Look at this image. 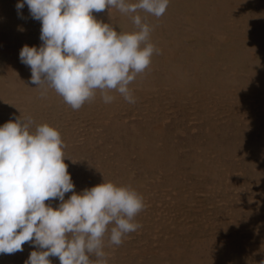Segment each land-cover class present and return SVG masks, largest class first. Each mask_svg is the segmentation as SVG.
Here are the masks:
<instances>
[{
  "label": "bare ground",
  "instance_id": "1",
  "mask_svg": "<svg viewBox=\"0 0 264 264\" xmlns=\"http://www.w3.org/2000/svg\"><path fill=\"white\" fill-rule=\"evenodd\" d=\"M4 1L0 0V3ZM11 2L7 1L8 4ZM183 4L185 5L182 6ZM169 5L170 8L166 9L162 17L157 18L152 15L153 30L149 40L155 47L163 49L166 73H162L164 75L159 79L156 72L157 65L151 59V64L145 72L138 74L129 85L136 101L134 104L128 103L115 91L108 93L115 99L106 104L103 102L100 91L97 90L95 96L86 101L79 110H73L61 96L50 88L44 96H41L44 89L29 83L31 70L19 59L20 50L24 46L23 42L16 44L11 39L2 38L5 19L0 15V123L14 121L18 118L22 120L32 118L36 124L47 123L60 133L62 131L59 127H64L68 119H62L59 113L66 114V117L70 119L73 115L88 116L96 115L97 112L114 114L117 118L125 119L134 115H142L150 125L144 131L140 126L132 127L133 130L135 128L142 130L141 136L133 135V141L136 140L134 144L138 146V148L132 147L135 149L138 160L134 166L159 167L166 171L178 164L176 161L165 158L160 151V144L166 143L167 138L158 124L163 122L169 107L175 105L176 109L185 111L187 106H190L195 111L194 115L206 119L210 125L215 123L214 117L221 114H225L224 118L227 119L245 117L243 122L247 126L250 122V131L253 134V138L247 137L249 143H238L237 140L234 144L232 141V145L221 143L219 146L212 147L209 151V158L201 159L195 167V172L202 177V180H205L207 183L204 184L205 187L224 196L225 207L222 208L227 209L239 222L238 227L241 230H246L249 225L259 227L261 224L258 223V218L256 217L257 220L253 218L250 210L252 209L250 205L252 198L247 194L237 193L236 190L240 185L244 186L250 181L240 178L241 184L234 182V172L237 167L229 157L231 155L233 157L238 151L241 152L242 165L246 167L245 175L256 185L259 191L256 198L257 203L264 209V168L259 166L264 163V0H169ZM21 12L27 15L23 21L26 25L30 22L28 25L34 30L33 33L39 47L42 43L40 40L41 23L31 18L27 5ZM93 16L107 24H110L109 17H115L119 22L111 20L110 25L118 32L135 30L132 19L120 13L118 9L106 8L100 13L93 12ZM18 23L21 24L22 19ZM17 28L14 25L13 31L16 33ZM21 28H25L23 23ZM29 37L30 34L27 38ZM188 37L200 42L201 51L212 52L213 49L222 45L234 44L239 47V57L229 60L216 52L202 62L199 60L200 57L193 56L189 51H186V55H182L180 47L189 48L185 44ZM189 115L192 114L189 112ZM60 134L68 143L77 140L71 132ZM139 149L145 151L142 152ZM200 158L201 156L198 157ZM89 169L87 173L77 175L76 182L82 187L81 191L92 187L86 179H90L91 175L94 176L96 171ZM120 183L123 184L121 186L134 189L138 194L143 192L137 190L134 186L136 183L132 181L124 179ZM71 195L72 193H69L68 197ZM58 204L59 201L56 200L52 206L55 208ZM223 231L219 228L201 227L197 234L193 235L188 232L183 238H173L171 242H168V238L161 241L162 236L153 233L155 238L158 237L154 238L155 241L160 244L157 252L151 249L142 252L134 249L127 252L134 257L131 260L132 264H264V231L262 233L256 231L251 236L253 239L260 240L257 246L242 241L237 233L225 236L227 233ZM227 238L232 242L228 244L225 240ZM107 244L109 246V243L104 241L103 250L108 251ZM34 250L39 251L40 249L30 243H25L23 251L16 252V254H0V264H25ZM49 259L52 264H60L58 257H49ZM115 264H118L117 261ZM119 264L124 263L120 260Z\"/></svg>",
  "mask_w": 264,
  "mask_h": 264
},
{
  "label": "clouds",
  "instance_id": "2",
  "mask_svg": "<svg viewBox=\"0 0 264 264\" xmlns=\"http://www.w3.org/2000/svg\"><path fill=\"white\" fill-rule=\"evenodd\" d=\"M169 0H18L41 23V45H24L20 62L31 70L29 83L52 89L73 110H79L97 90L111 103L115 91L134 104L129 85L145 72L159 49L150 43L152 27L139 11L162 17ZM118 9L135 25L118 32L97 20L93 12ZM46 86V87H45ZM34 128V131H33ZM65 145L54 127L32 118L9 120L0 126V254L32 251L25 264H108L104 239L119 246L141 227L134 218L144 208L135 190L104 181L82 192L64 163ZM72 195L65 200V194ZM58 200L53 208L46 201ZM109 225H113L110 229ZM95 257V260L90 257Z\"/></svg>",
  "mask_w": 264,
  "mask_h": 264
},
{
  "label": "rangeland",
  "instance_id": "3",
  "mask_svg": "<svg viewBox=\"0 0 264 264\" xmlns=\"http://www.w3.org/2000/svg\"><path fill=\"white\" fill-rule=\"evenodd\" d=\"M7 1L11 2L12 0H5L3 3H0V15L4 16L5 19V21H3V30H5H2V38L7 40L11 39L16 44L22 41L23 45L38 47L33 33L34 30L28 25L30 22H28L27 26L24 23L25 21H23L27 15L22 14L23 18L18 16L15 7L18 0H13L11 4H8ZM184 5L185 4L182 6ZM167 8H170L169 4ZM138 14H141L144 22L152 26L151 14L143 11H139ZM21 19L23 26H25L24 29L21 28L22 23H18ZM111 20L113 22H119V20L113 16L109 17L110 24ZM14 25L18 27L16 29L17 33L13 31ZM29 34L30 37L27 38ZM199 43L200 42L195 38L188 37L185 40V44H187L189 48L180 47V53L186 55L189 51L193 56L200 57L199 60L202 62L216 52L223 58H229V60L239 57V47L234 44H225L213 49L212 52H208L207 50L201 51ZM156 48L160 50L159 54L154 53L151 59L155 65H157V77L160 79L161 76L166 73V69L164 67L163 49L159 47ZM249 57L252 58V55L249 54ZM189 112L192 115H189ZM194 112L195 111L192 110L190 106H187L185 111H182L176 109L175 105H173L167 109L166 117L163 122L158 124L159 127L163 129L162 132L166 134L167 138L166 143L160 144V151L165 155V158L178 163L176 167L169 168L166 171L159 169V167L149 168L145 166L146 169L145 167L134 166L138 160L135 149L132 147L138 148V146L134 144L136 140L133 141V135L135 137L141 136L142 130L138 128L133 130L132 127L137 125L142 127L144 131L146 127L150 125L147 120L143 119L142 115H134L125 119L121 117L117 118V115L114 114L108 115L105 112H97L96 115H73L72 119H70L66 117L64 113L58 114L62 119H68L64 123V127H59L62 131L60 133L64 134L65 132H71L77 139L73 140V143H68L65 137L60 134L63 144L65 145L63 148L66 156L64 163L68 166V172L75 185L74 191L77 194L82 192V187L76 182L77 175L78 173H87L89 166H91L89 170L94 169V171H96L94 176L91 175L90 179H86L92 187L102 183L103 180L111 181L121 186L123 184L120 182H123L125 179L136 183L134 186L137 190L143 191L139 193V195L143 198L144 208L137 214L133 221L139 223L141 227L138 228L137 231L127 234L123 238L121 245L115 246L109 244L108 246L107 244L106 248L108 251H104L107 254L106 259L108 260V264H115V261L119 264L120 260H122L124 264H132L131 260L134 259V257L129 255V252H127L128 250L132 251L135 249L136 251L142 252L151 249L157 252L160 244L155 241L158 237L155 238L153 233L159 236L161 235V241L168 238V242H171L173 238H183L188 232L195 235L201 227L208 229L219 228L224 230L223 233H227L225 236L237 233L238 238L242 241L254 244L255 246L260 243L259 239H253L251 236L256 233V231L259 233L264 231V209L257 203L256 198L257 195H259V191L256 185L253 180L245 175L246 167L242 165L243 162L240 158L241 152L239 153L238 151L234 153L233 157L232 155L228 157L231 161H234L237 167L234 172V182L241 184L242 181L240 178H246L250 181V183L244 186L240 185L236 190L237 193H244L252 198L250 199L252 208L250 210L253 213V218L256 220L258 218V223L261 224L259 227H257L258 225L253 227L249 225L246 230H241V228L238 227L239 222L232 217L227 209H223L225 207L224 196L205 187L204 184L207 183L195 172V167L200 160L209 158V151L212 147L219 146L221 143L223 145H232V141L234 144L237 140L238 143H249L247 137L250 139L253 138V134L250 131V122H248L249 125L247 126L243 122L245 117L227 119L224 118L225 114H221L220 116L214 117L215 128V126L213 127L214 124H208L209 122L207 123L206 119L197 117L193 114ZM135 114L138 113L135 112ZM3 124L4 123H0V126ZM88 134H90V136H87ZM139 150L142 152L145 151L143 149ZM199 156H201L200 159H198ZM259 166L264 168V163H262V165L259 164ZM87 175L88 174H86V176ZM179 188H181V190H179ZM187 194L188 196H186ZM68 195L69 193L65 194V200L69 198ZM54 201L56 202V200H51L45 203H51V205H53L55 204ZM213 206H215V208ZM112 226L113 225H109V234ZM195 226L197 227L196 229L194 228ZM187 228L189 230H187ZM225 240L228 244L232 242L229 241V238ZM104 241L108 242V234H106ZM121 257L123 259H121ZM90 259L95 260L96 258L93 256L90 257Z\"/></svg>",
  "mask_w": 264,
  "mask_h": 264
}]
</instances>
